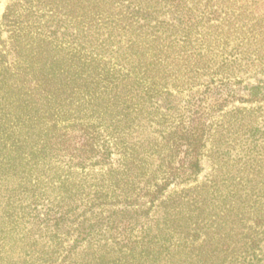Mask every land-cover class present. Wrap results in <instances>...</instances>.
Segmentation results:
<instances>
[{"label": "rangeland", "instance_id": "1", "mask_svg": "<svg viewBox=\"0 0 264 264\" xmlns=\"http://www.w3.org/2000/svg\"><path fill=\"white\" fill-rule=\"evenodd\" d=\"M0 264H264V0H0Z\"/></svg>", "mask_w": 264, "mask_h": 264}, {"label": "trees", "instance_id": "2", "mask_svg": "<svg viewBox=\"0 0 264 264\" xmlns=\"http://www.w3.org/2000/svg\"><path fill=\"white\" fill-rule=\"evenodd\" d=\"M147 26H149V27H153L154 28V26L155 25H151V24H146ZM144 25H139V27H143ZM135 26L133 25V26H131V30H134L133 28H134ZM156 27V26H155ZM158 27V26H157ZM155 33H156V31H154ZM122 67L123 68H127L125 65H122ZM259 244V243H258ZM257 243H256V246L258 245Z\"/></svg>", "mask_w": 264, "mask_h": 264}]
</instances>
